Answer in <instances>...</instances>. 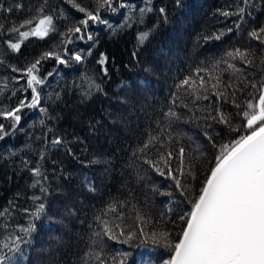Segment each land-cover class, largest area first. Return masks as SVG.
Here are the masks:
<instances>
[{
  "label": "trees",
  "instance_id": "trees-1",
  "mask_svg": "<svg viewBox=\"0 0 264 264\" xmlns=\"http://www.w3.org/2000/svg\"><path fill=\"white\" fill-rule=\"evenodd\" d=\"M126 2L136 6V16L146 3L153 11L145 14L144 23H133L131 27H121L127 9L118 8L115 13L102 11V17L111 27L90 22L88 31L92 32L94 40L81 41L72 37L73 43L68 45L70 52L79 50L85 55L82 65L64 67L57 66L53 59L43 61L41 76L54 72L39 89L41 106L47 107L48 113H42L39 107L25 109L18 129L0 141V209L15 205L10 222L26 226L30 216L19 209L27 207L34 211L36 205L30 197L43 196L47 205L46 212L35 221L37 229L30 243L24 246L28 259L22 264H86L84 256L90 247L89 237L100 230L96 227L95 216L112 201L127 202V223L133 222L132 208L135 206L154 222L148 226L150 230H167L172 242L178 241L185 226L180 217L191 210L189 201L199 194L221 146L250 131L241 113L246 101L253 98L251 86L228 99L218 101L212 95L210 100L199 101L200 105L210 107L207 111L197 110L196 116H208L207 120L189 119L191 106L189 109L177 107L175 110L180 113L181 120L173 125V131L179 133L178 144L185 147L186 157L193 158L194 176L180 177L186 191L178 189L168 176L159 175L139 160L140 153L133 155L149 135L157 134L158 121L160 127L167 123L164 114L172 107V94L177 92L175 85L197 67L210 66L228 50L237 47L252 48L256 63L260 64L264 45L252 39L249 32L264 25V0H251V4L243 5L247 9L243 21L236 16H222L218 11L234 10L241 6V0ZM0 4L13 8L11 13L0 10V24L4 25V30L0 31V105L14 106L25 95L30 99L31 93L17 91L15 96L11 95L12 91L26 86L24 80L16 83L14 78L19 73L13 72L12 67L22 68L43 52L60 46L67 28L83 18L84 14L76 6L94 9L95 4L94 0H0ZM17 4L22 7L16 8ZM41 5L45 12L55 15L57 32L43 40L30 37L19 53L11 52L5 41L15 40V34L7 29L36 15ZM161 7L165 9L163 15L159 12ZM229 28L231 32L227 31ZM148 30L151 35L140 45L138 33ZM217 36L220 38L216 39ZM101 53L109 57L110 79L102 77L96 63ZM235 63L247 72H256L259 78L258 69L247 68L240 61ZM83 74L94 75L106 95L95 93L90 98L82 97L73 81H79ZM230 75L224 73L223 79L228 81ZM248 78L253 79L252 76ZM5 81L7 88L2 87ZM122 82L123 87L120 86ZM57 91L61 93L59 100L54 97ZM255 95L258 97V93ZM49 96H53V100H49ZM215 108L226 114L228 124L211 119L217 116ZM48 115L54 119L47 120ZM41 119L46 120L47 127L53 128L56 135L64 137V144L55 148L48 146V154L41 165L48 177L46 194L39 188L29 187L32 177L21 163L24 158L33 166L36 163L37 154L27 151L26 146L40 147L41 141L36 137L42 135ZM0 122L9 123L2 119ZM69 147L71 155L66 151ZM149 155L155 158L154 151ZM176 167L177 161L173 159V170ZM85 177L95 188L94 192L85 186ZM2 235L0 232V238ZM102 239L108 264H119L122 259L125 264H142L144 251H150L156 264L170 256V250L163 246L137 247V240L129 244L106 236ZM125 252L130 255L125 257ZM87 264L96 262L89 260Z\"/></svg>",
  "mask_w": 264,
  "mask_h": 264
},
{
  "label": "snow or ice",
  "instance_id": "snow-or-ice-1",
  "mask_svg": "<svg viewBox=\"0 0 264 264\" xmlns=\"http://www.w3.org/2000/svg\"><path fill=\"white\" fill-rule=\"evenodd\" d=\"M94 4V9L76 6L79 12L84 14L83 18L67 28V31L63 33L64 38L60 41V46L43 52L22 68L12 67L13 72L19 73L14 78L16 83L24 80L26 86L12 91L11 95L15 96L17 91L25 93L30 91L31 96L30 99L27 95L23 96L14 106L0 105V119L9 122L7 125L0 122V141L6 139L10 132L18 129L25 109L39 107L42 113H48V108L41 106L42 96L39 89L46 85L48 78L53 77L54 72L49 71L41 76L43 61L53 59L57 66L64 67L82 65L85 55L79 50L70 52L68 45L73 43L72 37L81 41L94 40L92 32L88 31L90 22L111 27L108 20L102 17V11L115 13L118 8L127 9L125 21L121 27H131L133 23L142 24L145 14L153 11L152 7L146 3L144 7L139 8V16H136V6L126 0H94ZM249 4L251 0H241V6L234 10L218 9V11L222 16H236L243 21L247 10L243 5ZM20 7L22 5H16V8ZM0 10L11 13L13 8H5L3 4H0ZM159 12L163 15L165 9L161 7ZM55 19V15L45 12L44 6L41 5L37 8L36 15L25 19L19 26L13 25L7 29L9 33L15 34V40L5 41L7 48L11 52L19 53L24 42L30 37L41 40L49 37L51 33L57 32ZM239 26L237 23L236 27L239 28ZM3 30L4 25L0 24V31ZM227 31L231 32L232 29L229 28ZM150 35L151 30L139 32L137 36L139 44L143 45ZM249 36L260 45H264V25L252 29ZM219 38L220 36L216 37V39ZM261 50L264 52V48ZM88 54H91L90 51ZM132 55L135 58V51ZM256 59L252 48L237 47L228 50L224 57L211 63L210 66L197 67L191 75L179 80L175 85L177 92L172 94V107H169L164 114L167 123L160 127L158 121L157 134L149 135L142 146L133 153L134 156L140 153L139 160L159 175L168 176L175 182L178 189L186 191L180 177L194 176L193 158L186 157L185 147L178 144L179 133L173 131V125L181 120L180 113L175 109L177 107L189 109L191 106L192 116L189 119L195 117L197 120L201 118L207 120L208 116H196L197 110L207 111L210 107L200 105L199 101L210 100L212 95L219 101L234 97L237 91L243 92L248 86L253 89V98L246 101L241 113L245 126L250 131L229 144L221 146L220 154L215 158V164L210 169V174L204 181L199 194L189 201L191 210L186 216L180 217L185 226L179 234L178 241L173 243L171 233L167 230H150L148 226L153 225L154 222L135 206L132 208L133 222L127 223L129 219L125 211L127 202L112 201L100 215L95 216V221L98 222L96 227L100 230L93 232L89 237L90 247L84 256L86 264L89 260L95 261L96 264H108L104 258L102 239L104 236L129 244L137 240L139 241L137 247L151 245L169 249V258L163 259L160 264H264V56L260 58V64L256 63ZM235 61L242 62L247 68L258 69L259 78H256V72H247L246 68L239 67ZM96 63L100 67L102 77L110 79L109 57L101 53ZM224 73L231 74L228 81L223 79ZM249 76L253 79H249ZM73 84L82 97L90 98L95 93L106 95L103 93L102 84L94 75L83 74L80 80L73 81ZM120 86L123 87L124 82ZM2 87L7 88V81ZM255 93H258V97ZM54 97L59 100L61 93L55 92ZM49 100H53V96H49ZM254 100L256 102H253ZM232 102L235 103L234 100ZM236 107L240 106L236 105ZM214 110L217 116L211 119H218L220 123H229L225 113L219 108ZM52 119L54 117L51 115L47 116V120ZM40 125L42 135L36 137L38 141H41L40 147L34 149L31 145L26 146L27 151H34L37 154L36 163L33 166L27 158H24L21 163L31 174L32 183L29 187L39 188L42 194H46L48 188L45 183L48 177L41 165L48 154V146L55 148L64 144V137L56 135L53 128L47 127L45 119L40 120ZM208 138L211 140V137ZM66 151L72 154L70 147L66 148ZM153 151L155 158L149 155ZM11 155L14 156L16 153ZM173 159L177 161L175 170L172 168ZM87 181L88 178L85 177V186L89 191L94 192L95 188ZM30 199L36 205L34 211L27 207L19 209L30 216L26 226L13 225L10 222L16 211L11 201L9 204L12 207L0 209V221H2L0 232L3 234L0 238V264H22L28 259L24 246L30 243L32 233L37 229L35 221L40 219L47 209L43 196L34 195ZM37 201L41 202L37 204ZM105 217H111V219ZM123 255L127 257L130 254L125 252ZM112 260L115 261V257H112ZM119 264H125V261L122 259ZM145 264H156V262L146 261Z\"/></svg>",
  "mask_w": 264,
  "mask_h": 264
},
{
  "label": "rangeland",
  "instance_id": "rangeland-1",
  "mask_svg": "<svg viewBox=\"0 0 264 264\" xmlns=\"http://www.w3.org/2000/svg\"><path fill=\"white\" fill-rule=\"evenodd\" d=\"M152 259H153V255L150 254V251L149 253L145 251L142 253V257H141L142 264H145L146 261H152Z\"/></svg>",
  "mask_w": 264,
  "mask_h": 264
}]
</instances>
